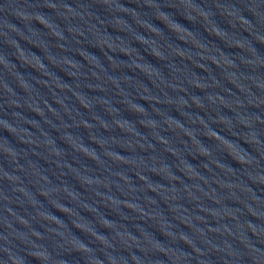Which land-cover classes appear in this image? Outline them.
Wrapping results in <instances>:
<instances>
[{"label":"water","instance_id":"1","mask_svg":"<svg viewBox=\"0 0 264 264\" xmlns=\"http://www.w3.org/2000/svg\"><path fill=\"white\" fill-rule=\"evenodd\" d=\"M0 264H264V0H0Z\"/></svg>","mask_w":264,"mask_h":264}]
</instances>
